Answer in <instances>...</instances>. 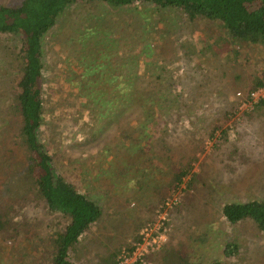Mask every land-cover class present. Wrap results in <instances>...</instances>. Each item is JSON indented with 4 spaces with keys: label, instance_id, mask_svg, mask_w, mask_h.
Segmentation results:
<instances>
[{
    "label": "rangeland",
    "instance_id": "obj_1",
    "mask_svg": "<svg viewBox=\"0 0 264 264\" xmlns=\"http://www.w3.org/2000/svg\"><path fill=\"white\" fill-rule=\"evenodd\" d=\"M19 1L1 0L7 5ZM144 9L138 3L133 10L103 3L74 4L43 39L42 139L55 167L80 191L89 190L103 210L73 257L94 264L100 256L120 249L118 264H166L165 250L178 249L197 264L215 260L222 264H264V233L249 219L229 224L221 212L226 203L264 200V105L246 96L252 77L264 67V48L235 46L233 52L228 40L214 44V39L222 36L215 23L186 24L179 13L165 16L168 26H173L170 34L159 15L145 10L143 16ZM147 15L151 18L145 19ZM101 22V30L119 46L134 41L133 34L157 33L155 41L145 42L153 52L160 53L159 48L164 47L165 66L171 68L170 75L163 76L168 80L173 75L175 81L167 88L173 97L172 108L185 103L179 112L180 117H186L182 122L178 118L179 123L172 126L165 120L171 153L158 139L149 145L144 137L134 141L126 135L124 127L137 125L140 112L135 108L93 140H82L89 117L76 80L83 74L81 60L86 54L73 41L86 29L90 34ZM180 28L184 33L179 34ZM88 37L83 42L93 51L95 41ZM19 43L16 36L0 35V213L10 221V234L0 232V264H50L49 240L55 231H62L69 218L49 212L34 193L18 195L21 186L11 185L23 159L17 135L20 113L12 106L21 74L13 54ZM209 46L218 53L211 55ZM200 50L204 58L192 56V51ZM143 68L142 64L141 72ZM180 93L184 95L178 96ZM158 104L154 121L169 111L163 100ZM142 157L161 163L165 175L158 173L157 180L140 188L131 177L148 179L140 166V158L145 160ZM178 162L190 164L191 172L176 189L167 182ZM118 171L128 180L119 182ZM136 233L141 241L134 243L128 254L124 246L133 244ZM228 243L237 245L236 255L224 256Z\"/></svg>",
    "mask_w": 264,
    "mask_h": 264
},
{
    "label": "trees",
    "instance_id": "obj_2",
    "mask_svg": "<svg viewBox=\"0 0 264 264\" xmlns=\"http://www.w3.org/2000/svg\"><path fill=\"white\" fill-rule=\"evenodd\" d=\"M79 3H103L110 8L127 7L132 10L133 5L138 3L145 8L141 12L143 16L147 14H143L145 10L159 15L158 19L164 27L168 26V18L165 17L167 13H179L186 24L201 21L215 23L222 36L215 38L214 44L228 40L233 52H236L235 46L257 45L264 48V0H20L12 5L3 4L0 0V35L16 36L20 42L17 50L13 52L21 74L16 84V93L14 89L12 106H16L20 113L21 121L17 135L23 151V159L12 175L14 182L11 185L21 186H18L21 189L18 195H27L28 191L34 193L44 202L49 212L69 218V221L63 225L62 231H55L54 236L49 240L50 264H84L76 261L73 254L83 241L86 231L103 214L102 207L90 196L89 190L80 191L68 176L55 167L53 156L47 149L41 133V127L45 122L43 39L56 25L63 12ZM161 14L166 19L161 17ZM150 18L149 15L145 17V19ZM101 26H104L103 22L98 28L93 29L91 35L86 29V32L77 38L78 41L77 39L73 41L75 45H81L82 52L86 54L81 60L83 74L76 80L78 94L86 100L85 110L89 117V123L84 124L86 131L82 140H93L100 132L118 124L123 115L135 108L140 112L136 120L137 125L135 128L124 127L123 131L126 135L134 138V141H137L139 136L140 139L144 137L149 145L158 139L162 147L168 148L170 152L171 145L167 144L169 126L166 125L165 120H169L172 126L182 122L186 117H180L182 113L179 112L181 105L183 107L185 103L179 105L176 110L172 108L173 97H170L167 88L168 85H174L175 81L173 75L168 80L163 76L166 73L170 75L171 68L165 66L164 47L159 48L160 53L153 52L149 43L145 42L155 41L157 33L133 34L134 41L127 42L126 46H119L118 43L114 44V38L110 39L105 30H101ZM168 29L170 34L174 31L173 26H168ZM181 33H184L183 28L179 30V34ZM143 35L146 38H141ZM86 37L95 41L93 51L83 42ZM129 38L132 39L131 36ZM207 48L211 55L214 52L218 53L217 50H212V46ZM192 56L202 59L205 54L202 50L192 51ZM98 61L101 63L98 64ZM142 64L144 68L141 72ZM263 86L264 67L260 74L252 77L246 96ZM155 95H159V98H154ZM183 95V93L178 94V96ZM181 98L185 99V97ZM190 98L194 100L192 96ZM159 100L165 102L169 111L158 121H154L152 118L160 109ZM258 103L264 105V98H260ZM102 127L104 128L101 129ZM215 129L212 128L213 131ZM142 152L144 153L145 149ZM144 159L140 158V166L145 169L148 179L145 181L131 177L136 180L135 183L140 188L149 185L153 179L157 180L158 173H161V177L165 175L161 163L155 162L152 158ZM190 172V164L178 162V166L169 173L167 185L177 189ZM116 179L119 182L124 179L125 182L128 176L118 171ZM221 212L229 224L234 225L249 219L259 231L264 233V200L226 203ZM9 224L8 217L0 213V232L10 234ZM140 241L141 236L136 233L132 238L133 244L124 246L128 254L133 250L134 243ZM119 250L115 249L100 256L94 264H118L116 255ZM237 252L238 247L235 243L226 244L223 250L226 257L234 256ZM165 263L197 264L189 261L185 251L178 249L165 250ZM210 264H222V262L215 260Z\"/></svg>",
    "mask_w": 264,
    "mask_h": 264
},
{
    "label": "built area",
    "instance_id": "obj_3",
    "mask_svg": "<svg viewBox=\"0 0 264 264\" xmlns=\"http://www.w3.org/2000/svg\"><path fill=\"white\" fill-rule=\"evenodd\" d=\"M263 90H264V87H261V88H258L252 91L249 95V98L253 101L259 100L260 98H264V94H262Z\"/></svg>",
    "mask_w": 264,
    "mask_h": 264
},
{
    "label": "crops",
    "instance_id": "obj_4",
    "mask_svg": "<svg viewBox=\"0 0 264 264\" xmlns=\"http://www.w3.org/2000/svg\"><path fill=\"white\" fill-rule=\"evenodd\" d=\"M188 255V254H187ZM189 259V258H188ZM190 261V260H189ZM192 262V261H191Z\"/></svg>",
    "mask_w": 264,
    "mask_h": 264
}]
</instances>
